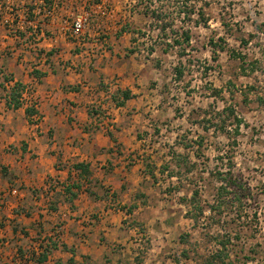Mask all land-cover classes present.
I'll use <instances>...</instances> for the list:
<instances>
[{
	"label": "crops",
	"instance_id": "obj_1",
	"mask_svg": "<svg viewBox=\"0 0 264 264\" xmlns=\"http://www.w3.org/2000/svg\"><path fill=\"white\" fill-rule=\"evenodd\" d=\"M117 3L115 20L91 24V35L99 23L109 28L108 44H9L0 69V264H163L172 241L173 264L189 260L181 235L193 219L176 209L188 203L168 199L181 192L161 184L179 180L180 150L158 138L175 103L159 54L168 50L134 44L123 29L126 0ZM137 12L130 20L150 18ZM17 82L25 88L15 106Z\"/></svg>",
	"mask_w": 264,
	"mask_h": 264
},
{
	"label": "rangeland",
	"instance_id": "obj_2",
	"mask_svg": "<svg viewBox=\"0 0 264 264\" xmlns=\"http://www.w3.org/2000/svg\"><path fill=\"white\" fill-rule=\"evenodd\" d=\"M129 4L136 12L150 6L165 15L162 21L121 15L123 29L134 31V44H163L168 50L159 54L162 74L169 76L166 90L175 103L158 138L170 144V151L178 147L182 173L180 181L175 178L172 184L164 177L161 184L181 192L168 194V199L183 202L187 197L188 205L176 209H195L190 200L194 189L206 208L200 222L190 220L182 232L186 246L181 253L186 255L180 253L181 258L189 257L187 264H264V0ZM158 24L167 26L159 38ZM183 28L191 32L190 44L175 43L183 42ZM180 62L183 74L177 78L174 68ZM222 185L227 188L220 189ZM166 246L170 251L163 264H173L177 247L173 241ZM217 250L223 259L216 256Z\"/></svg>",
	"mask_w": 264,
	"mask_h": 264
},
{
	"label": "built area",
	"instance_id": "obj_3",
	"mask_svg": "<svg viewBox=\"0 0 264 264\" xmlns=\"http://www.w3.org/2000/svg\"><path fill=\"white\" fill-rule=\"evenodd\" d=\"M115 0H0V69L9 44H58L59 39H70L76 44H86L91 39L107 44L108 27L100 23L91 35V24L102 16L114 18ZM129 0H126V3ZM128 5L130 17L134 11ZM115 19V18H114ZM113 19V20H114ZM101 22V21H100ZM111 22V21H110ZM23 66L28 59L16 54ZM39 60L32 70L39 69L47 60L46 53L38 55ZM59 232V230H58Z\"/></svg>",
	"mask_w": 264,
	"mask_h": 264
},
{
	"label": "trees",
	"instance_id": "obj_4",
	"mask_svg": "<svg viewBox=\"0 0 264 264\" xmlns=\"http://www.w3.org/2000/svg\"><path fill=\"white\" fill-rule=\"evenodd\" d=\"M150 2V1H149ZM157 11L158 10H151V8H150V6H147L146 8H145V10L143 11V13L146 15V16H148V17H150L151 19H156V20H158V21H162L164 18H165V15L164 14H161V15H158L157 14ZM190 11L191 10H188L187 11V15H190ZM193 11H195V8L193 7ZM192 13V12H191ZM200 13V12H199ZM207 23V22H206ZM166 25L165 24H161V25H159L158 24V26H157V28L161 31L158 35H157V37L159 38V37H161V35H163V32L164 31H166ZM182 30H185L184 32H182V34H183V36H184V40H183V42H181L180 40H175V43L176 44H179V45H182V44H184L185 42L187 43V44H190L191 43V32H190V30L189 29H185V28H183ZM173 43H174V41H173ZM181 65H182V63L180 62L177 66H175V68H174V71H175V75H176V77L177 78H181L182 77V74H183V71H182V68H181ZM15 87H16V89L13 91V93H12V99L15 101V106H18L19 105V100H17V95H19V93H20V91L21 90H23L25 87L21 84V83H16V85H15ZM18 90H19V92H18ZM130 95V93L129 92H125V96L126 97H128ZM226 109H228V108H226ZM176 156H178V160L176 161L177 162V165H178V171H181V159H182V156H181V154H179V153H174V158L176 157ZM181 157V158H180ZM187 158H190V156H187L185 159L187 160ZM165 167H167V165H165L164 166V169H165ZM190 169V168H189ZM178 173L179 174H181L182 172H176V175L178 176V181H180L181 180V178L179 177V175H178ZM171 176L172 175H175L174 173L173 174H170ZM227 187H226V185H222V188L220 187V189H226ZM200 195V192H199V190L198 189H194V191H193V194H192V196H191V198H190V200H191V203H193V204H195L196 203V205L197 206H194L195 207V209H193V210H187V212H186V217H189V218H192L195 222H200V219H201V215H203L204 213H205V211H206V208H205V206H203L202 204H201V202H199V200H198V196ZM181 200L183 201V202H188L187 200V197L185 196H183L182 198H181ZM198 203V204H197ZM209 207H210V209H211V211L213 210V209H215V207H214V205L212 206V205H209ZM196 209H197V211H198V213L196 212ZM182 237V239L184 238V235L183 236H181ZM46 251H48V250H46ZM45 255H46V253H45ZM216 256H221V258L223 259L224 258V256H223V254H221V252H220V250H217V255ZM227 256V254L225 255V257ZM46 257V256H45ZM213 258H215V257H213ZM44 258H42V260H43ZM70 261L72 262L73 261V259H70ZM221 261H223V264H229V262H224V260H221ZM209 264H214L213 262L212 263H209Z\"/></svg>",
	"mask_w": 264,
	"mask_h": 264
}]
</instances>
